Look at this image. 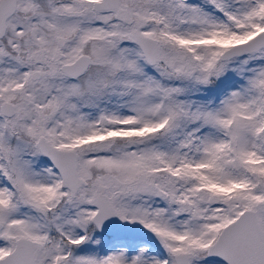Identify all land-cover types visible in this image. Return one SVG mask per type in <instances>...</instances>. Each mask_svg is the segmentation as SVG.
<instances>
[{"label": "snow or ice", "instance_id": "1", "mask_svg": "<svg viewBox=\"0 0 264 264\" xmlns=\"http://www.w3.org/2000/svg\"><path fill=\"white\" fill-rule=\"evenodd\" d=\"M0 264H264V0H0Z\"/></svg>", "mask_w": 264, "mask_h": 264}]
</instances>
